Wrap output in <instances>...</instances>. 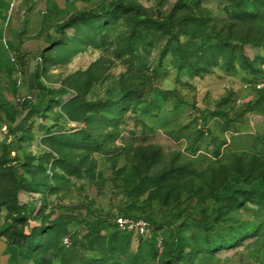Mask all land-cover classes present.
<instances>
[{"label":"rangeland","instance_id":"obj_1","mask_svg":"<svg viewBox=\"0 0 264 264\" xmlns=\"http://www.w3.org/2000/svg\"><path fill=\"white\" fill-rule=\"evenodd\" d=\"M134 1L138 11L62 29L39 28L52 7L20 23L30 24L21 54L54 100L18 138L0 124V226L45 223L22 264H173L165 229L112 233L88 209L147 219L192 200L215 232L184 223L178 264H264V196L250 189L264 182V0ZM6 97L20 116V99ZM17 162V203L35 202L34 214L11 207ZM235 174L245 190L221 201Z\"/></svg>","mask_w":264,"mask_h":264},{"label":"trees","instance_id":"obj_2","mask_svg":"<svg viewBox=\"0 0 264 264\" xmlns=\"http://www.w3.org/2000/svg\"><path fill=\"white\" fill-rule=\"evenodd\" d=\"M178 2L170 3L168 11H171ZM2 3L0 18L3 17V10L5 11L9 7L8 2ZM63 5L65 7L67 6L66 8L64 7L66 11H62L61 5L58 3L53 4L49 15L45 16L41 21L43 29L47 28L48 30L53 25L57 29L66 28L72 25L74 18L84 19L88 15H102L117 7L133 11H138L140 8V4L134 0H65ZM160 22L169 25L171 21L168 14ZM2 37L3 32L0 28V40ZM49 42L52 43L53 41L50 40ZM254 46L257 48L258 45ZM18 47L12 41H8V49L17 52L18 59L16 62L9 58L6 50L0 43V124H4L8 131L14 134L15 138L19 137V132L26 127L29 120L35 114L48 109L54 100L50 89L40 80L41 70L39 64L37 63L29 71L28 65L25 62V55L21 54ZM3 79L7 81L8 86L5 87L2 84ZM27 80L30 82V87L27 88L25 94H22L19 90L22 85L27 84ZM7 92H10L13 96H17L20 99L22 109L20 116H17L14 104L7 99ZM12 173L15 179V186L11 197V207L17 214H19L22 208L28 214H34L37 209L35 202L22 205L17 203V192L26 184V180L22 175L21 162H17L12 166ZM250 189L256 195L264 196V182L262 180H258L257 183L251 185ZM243 190H245L243 179L240 175L235 174L226 182L224 193L219 194L217 197L223 201L226 198L234 197L236 193H241ZM88 210L96 218H99L98 222L109 232L120 231L115 222L117 216L93 209ZM122 216L132 217L130 215ZM145 220L153 227L165 229L172 239L174 248L171 261L173 264H178V260L185 248V241L181 233V226L184 223L194 221L207 235H212L215 232V220L206 217L203 208L199 207L192 200H187L174 209H162L157 214L151 215ZM46 228L45 223H42L35 226L28 234H25L17 228L14 219L5 220L0 226V236L6 234L9 240L6 242L3 251V255L7 257V264H22L23 261L30 258L32 243H36L37 236L41 232H45ZM233 240H235V237ZM0 264L4 263L0 262Z\"/></svg>","mask_w":264,"mask_h":264},{"label":"crops","instance_id":"obj_3","mask_svg":"<svg viewBox=\"0 0 264 264\" xmlns=\"http://www.w3.org/2000/svg\"><path fill=\"white\" fill-rule=\"evenodd\" d=\"M64 1L65 0H0V10L3 4L2 2H8L9 4L8 9L5 11L3 10V17L0 18V28L3 32V37L1 38L0 43L3 45V48L5 50L8 49V41H12L15 45L19 46L18 48L22 51V43L25 40V31L30 24L29 21L22 25L20 23H23L25 19H29L32 14L49 11L50 7L53 8L54 3L63 5ZM41 21L39 24H41ZM37 23L38 22H35V24ZM41 25L39 28H43ZM35 32H33V35H35ZM29 35L30 34H28V36ZM29 38H31V36H29Z\"/></svg>","mask_w":264,"mask_h":264},{"label":"built area","instance_id":"obj_4","mask_svg":"<svg viewBox=\"0 0 264 264\" xmlns=\"http://www.w3.org/2000/svg\"><path fill=\"white\" fill-rule=\"evenodd\" d=\"M257 89L264 90V81H259L256 84ZM116 225L118 229L122 232L133 233L136 236H146L150 229L151 224L141 217H129V216H117L115 218ZM63 245L69 246L71 244V239L69 236L65 237L62 241Z\"/></svg>","mask_w":264,"mask_h":264}]
</instances>
